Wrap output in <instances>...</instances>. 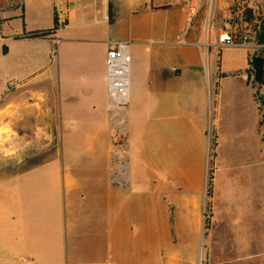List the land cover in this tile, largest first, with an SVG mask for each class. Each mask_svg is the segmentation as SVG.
Here are the masks:
<instances>
[{
    "label": "crops",
    "instance_id": "1",
    "mask_svg": "<svg viewBox=\"0 0 264 264\" xmlns=\"http://www.w3.org/2000/svg\"><path fill=\"white\" fill-rule=\"evenodd\" d=\"M0 4L1 70L12 77L0 93V264H159L172 231L180 238L200 226L211 120L215 223L230 230L235 261H264V122L237 76L246 53L237 63L238 49L224 48L216 64L194 45L199 21L177 45L181 0ZM115 41L130 43V87L112 118L105 55ZM34 150L46 156L34 161Z\"/></svg>",
    "mask_w": 264,
    "mask_h": 264
},
{
    "label": "built area",
    "instance_id": "2",
    "mask_svg": "<svg viewBox=\"0 0 264 264\" xmlns=\"http://www.w3.org/2000/svg\"><path fill=\"white\" fill-rule=\"evenodd\" d=\"M184 9V21L181 36L176 44H185L187 32L200 22L199 33L203 36L202 42L194 45L211 51L215 63L220 61V51L224 48H237L245 51H255L262 48L256 43L259 34L264 35V6L261 13L255 10L252 0H227L226 6L221 9L224 0H181ZM264 2V0H263ZM220 13H223L219 15ZM219 15V16H218ZM221 19L220 25L216 21ZM215 34V41L211 36ZM253 41L255 43H253ZM130 43L115 41L111 43L105 55L106 71V105L112 118L117 112L127 107L129 103L130 87ZM218 71V65L214 67ZM7 86H12L7 83ZM208 92L213 94L215 84L211 77L208 79ZM114 138L118 146L125 151V132L116 131Z\"/></svg>",
    "mask_w": 264,
    "mask_h": 264
},
{
    "label": "rangeland",
    "instance_id": "3",
    "mask_svg": "<svg viewBox=\"0 0 264 264\" xmlns=\"http://www.w3.org/2000/svg\"><path fill=\"white\" fill-rule=\"evenodd\" d=\"M255 10L261 13V10L264 6L263 0H252ZM3 3V2H2ZM3 5L0 4V9ZM219 16V15H218ZM219 20V19H218ZM216 21V25H219L220 22ZM198 22V21H197ZM200 25V22L197 26ZM257 44L261 45L262 48L252 51L245 50H232L233 54L236 56V62L245 64L242 56L246 53V63L247 71L240 72L237 76L245 77L248 81L249 86L252 89V93L255 99L256 107L259 111L260 117L264 122V63H263V75L262 80L259 83H256L253 80V72L251 69L250 59L252 57L258 56L264 59V42H258ZM253 43H255L253 41ZM237 49V48H235ZM241 58V59H240ZM7 56L2 51L0 45V93L4 91L5 82L11 81L12 77L7 74L6 71L1 70V66H6ZM240 100L243 99V96L240 94ZM250 111V108H249ZM261 121V122H262ZM245 126H250L248 122H245ZM263 128V143H264V127ZM214 127L212 120L206 130V156H205V165H204V177H203V199L200 208V226L197 231L193 234L192 231H183L182 236L177 238L172 231L171 246L167 251L166 248L160 246L159 252V264H264L252 261H235L231 249V235L230 230L226 227H221L215 223L214 220V153H215V135ZM248 139L252 142L254 151H255V160H256V170L257 166L262 165L260 163L261 156L258 153V142L255 136L251 139ZM264 148V145H263ZM6 150H0V157H5ZM46 151L34 150L31 152L32 159L35 161L39 157L46 156ZM28 167L31 166V163L28 162ZM264 167V166H263ZM23 168L21 167H16ZM33 168V167H32ZM6 164L2 165L0 163V203L5 202V192L7 188L6 182ZM254 234V233H253ZM256 235V234H255ZM255 238H252V240ZM259 239V236L256 237V240ZM48 264H55V262H49ZM60 264V262H59ZM61 264H65L64 260ZM115 264V263H110Z\"/></svg>",
    "mask_w": 264,
    "mask_h": 264
},
{
    "label": "water",
    "instance_id": "4",
    "mask_svg": "<svg viewBox=\"0 0 264 264\" xmlns=\"http://www.w3.org/2000/svg\"><path fill=\"white\" fill-rule=\"evenodd\" d=\"M250 63L253 72V80L256 83H259L262 80L264 59L262 57L255 56L250 59Z\"/></svg>",
    "mask_w": 264,
    "mask_h": 264
},
{
    "label": "trees",
    "instance_id": "5",
    "mask_svg": "<svg viewBox=\"0 0 264 264\" xmlns=\"http://www.w3.org/2000/svg\"><path fill=\"white\" fill-rule=\"evenodd\" d=\"M257 41L258 42H264V35L263 34H259V36L257 37ZM3 52H5V48L3 47L2 49Z\"/></svg>",
    "mask_w": 264,
    "mask_h": 264
}]
</instances>
